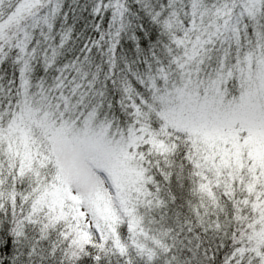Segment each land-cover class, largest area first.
I'll list each match as a JSON object with an SVG mask.
<instances>
[{
	"label": "snow or ice",
	"instance_id": "obj_1",
	"mask_svg": "<svg viewBox=\"0 0 264 264\" xmlns=\"http://www.w3.org/2000/svg\"><path fill=\"white\" fill-rule=\"evenodd\" d=\"M0 264H264V0H0Z\"/></svg>",
	"mask_w": 264,
	"mask_h": 264
}]
</instances>
